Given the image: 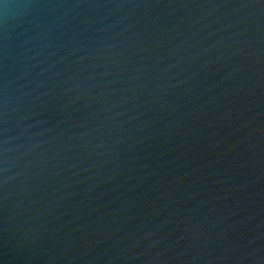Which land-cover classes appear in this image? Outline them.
I'll use <instances>...</instances> for the list:
<instances>
[{"label": "water", "instance_id": "water-1", "mask_svg": "<svg viewBox=\"0 0 264 264\" xmlns=\"http://www.w3.org/2000/svg\"><path fill=\"white\" fill-rule=\"evenodd\" d=\"M0 264H264V0H0Z\"/></svg>", "mask_w": 264, "mask_h": 264}]
</instances>
